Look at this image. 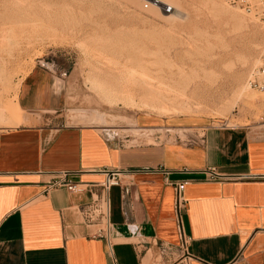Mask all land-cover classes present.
Masks as SVG:
<instances>
[{"label":"crops","instance_id":"obj_1","mask_svg":"<svg viewBox=\"0 0 264 264\" xmlns=\"http://www.w3.org/2000/svg\"><path fill=\"white\" fill-rule=\"evenodd\" d=\"M16 104L40 121L21 116L28 126L0 131V264H264L263 128L191 120L179 130L174 122L166 130L179 131L176 141L160 143L164 123L135 117L156 142L127 146V135L54 121L68 107L67 81L39 66L20 80ZM208 169L227 180L208 182ZM104 171L123 172L108 191L109 251L80 215L100 194ZM60 174L87 192L47 189ZM176 182L187 184L184 250L173 220Z\"/></svg>","mask_w":264,"mask_h":264},{"label":"rangeland","instance_id":"obj_2","mask_svg":"<svg viewBox=\"0 0 264 264\" xmlns=\"http://www.w3.org/2000/svg\"><path fill=\"white\" fill-rule=\"evenodd\" d=\"M8 1L0 0V131L40 121L15 107L20 80L35 66L67 81L68 107L54 121L127 135V146L156 142L135 117L164 123L160 143L176 141L179 131L166 130L174 122L179 130L191 120L264 129V93L246 87L264 24L230 0H16L18 8ZM228 13L243 18L238 29ZM21 116L30 123L20 125Z\"/></svg>","mask_w":264,"mask_h":264},{"label":"built area","instance_id":"obj_3","mask_svg":"<svg viewBox=\"0 0 264 264\" xmlns=\"http://www.w3.org/2000/svg\"><path fill=\"white\" fill-rule=\"evenodd\" d=\"M145 4V0H139ZM229 3L238 7L245 13L252 15L264 24V0H230ZM248 88L255 91H264V47L260 50L257 57V68H255L247 82ZM260 122L264 125V112L260 117ZM161 174L166 176L168 173L164 170H159ZM208 182H222L226 181L225 177L217 175L214 169H208L205 172ZM104 177V181L98 188L99 195L90 194V202L87 206L80 210V215L85 225H94L96 231L93 238L102 239L105 242L107 250L109 251L112 244L110 238V224H109V205H108V191L115 187L121 186V176L123 172L120 171H104L100 173ZM236 181L243 180V178H236ZM184 182L171 183L170 186L173 191V220L177 232L179 246L182 250L186 248L188 238L183 231L182 216L185 208V201L183 192L186 187ZM64 189L70 194H82L87 192L88 187L79 185L74 181L69 174H60L51 184L47 185V189ZM95 188V187H89ZM126 220V218L124 217Z\"/></svg>","mask_w":264,"mask_h":264},{"label":"bare ground","instance_id":"obj_4","mask_svg":"<svg viewBox=\"0 0 264 264\" xmlns=\"http://www.w3.org/2000/svg\"><path fill=\"white\" fill-rule=\"evenodd\" d=\"M7 1H8V0H7ZM7 1H6V0H2V2H1L2 4H1V5H8L9 3L11 4L10 1H8V2H7ZM11 1L13 2L12 6L14 5V6H16V8H18V7H17L18 5H21V4H19V2L16 1V0H15V2H14L13 0H11ZM19 1H20V0H19ZM25 1H26V0H25ZM25 1H22V2H25ZM27 1H28V0H27ZM32 1H34V0H32ZM130 1H131V0H130ZM132 1L134 2V0H132ZM132 1H131V2H132ZM150 1H152L153 4H161V0H160V1H159V0H150ZM135 2H137V0H136ZM20 3H21V2H20ZM28 3H29V2H28ZM30 3H31V2H30ZM33 3H34V2H33ZM22 4H23V3H22ZM24 4H25V3H24ZM31 4H32V3H31ZM131 4H132V3H131ZM29 5H30V4H28L27 6H29ZM40 5H41V4H40ZM22 6H23V5H22ZM136 6H137V3H136ZM30 7H31V6H30ZM20 8H21V7H20ZM20 8H19V9H20ZM44 9H45V8H44ZM166 9L169 10V9H171V8H166ZM220 9H221V8H220ZM160 10L163 12V9H160ZM224 11H225V10H224ZM214 12H215V11H214ZM216 12H217V11H216ZM220 12H221V10H220ZM220 12H219V13H220ZM224 13H225V12H224ZM216 14H217V13H216ZM235 14H236V13H231L230 16H229V13H228V16H229V19H228V20H231L230 22H232V24L234 23L235 26H236V24H238L239 22L241 23V21H242L243 18H241V16H240V20H241V21H240V20H238L239 18H237V17H238V16H237L238 14H236V15H235ZM222 15H223V14H222ZM226 15H227V14H226ZM251 16H252V15H251ZM167 17H168V16H167ZM252 17H253V16H252ZM254 18H255V17H254ZM167 19H168V18H167ZM255 19H256V18H255ZM257 20H258V19H257ZM233 21H234V22H233ZM258 21H259V20H258ZM242 22H243V21H242ZM234 24L232 25L233 29L235 28ZM238 25H239V24H238ZM241 25H242V24H241ZM223 26H224V25H223ZM232 27H231V28H232ZM239 28H240V27H239ZM233 29H232V30H233ZM236 29H238L237 26H236ZM241 29H242V28H241ZM254 46H255V45H254ZM254 46H253V47H254ZM254 49H255V48H254ZM257 57H258V56H257ZM241 58H242V57H241ZM249 60H250V59H249ZM254 60H255V59H254ZM237 61H238V60H236V62H237ZM241 61H242V60H241ZM243 61H244V60H243ZM245 62H246V61H245ZM253 63H254V62H253ZM242 64H244V63H242ZM253 66H254V65H253ZM239 67H240V65H239ZM255 68H257V59H256V65H255ZM255 68H254V69H255ZM243 69H244V68H243ZM246 69H247V68H246ZM254 69H253V70H254ZM253 70H252V71H253ZM239 71H240V70H239ZM251 73H252V72H251ZM251 73L249 74V76H248V78H247V81H246V87H247V88H248L247 82H248V79H249ZM144 85H145V84H144ZM243 85H244V84H243ZM240 87H242V86H239L237 89H239ZM243 87H244V86H243ZM146 88H147V87H146ZM124 89H125V88H124ZM234 89H235V88H234ZM237 89H236L235 91H240V90H237ZM245 89H246V88H244V91H245ZM141 90H144V89L141 88ZM125 91H126V89H125ZM145 91H146V90H145ZM153 91H154V89H153ZM244 91L242 90V92H244ZM240 92H241V91H240ZM242 92H241V93H242ZM236 93H238V92H235L234 94H236ZM241 93H240V94H241ZM260 93H264V91H260ZM143 94H145V93H143ZM151 94H152V93H151ZM230 94H231V93H230ZM236 95H238V94H236ZM126 96H127V94H126ZM147 96H148V95H147ZM149 96H150V95H149ZM158 96H159V98H161V99H162V97H163V96L160 97V95H158ZM144 97H145V96H144ZM234 97H235V96H234ZM236 97H237V96H236ZM153 98H154V97H153ZM156 98H157V97H156ZM174 98H175V97H174ZM177 99H178V98H177ZM236 99H237V98H236ZM144 100H146V98H145ZM155 100H156V99H155ZM162 100H164V97H163ZM168 100L172 101L171 99H168ZM168 100H167V101H168ZM231 100H232V98H231ZM146 101H147V100H146ZM156 101H157V100H156ZM158 101H159V99H158ZM158 101H157V102H158ZM170 101H169V102H170ZM235 101H236V100H235ZM142 102H143V101H142ZM233 102H234V100H233ZM165 103H166V102H165ZM172 103H173V102H172ZM182 103H183V102H182ZM152 104H153V103H152ZM173 104H174V103H173ZM229 104H230V106L232 107L233 104H232V103H229ZM231 104H232V105H231ZM170 106H171V105H170ZM172 106H173V105H172ZM175 106H176V105H175ZM175 106H174V107H175ZM186 106H187V105H186ZM15 107H16V110L18 111V108H17L18 106H17V104L15 105ZM158 107H160V105H159ZM161 107H162V106H161ZM164 107H165V105H164ZM168 107H169V106H168ZM195 107H196V106H195ZM165 108H166V107H165ZM165 108H164V109H165ZM169 108H170V107H169ZM177 108H178V107H177ZM196 108H197V107H196ZM196 108H195V109H196ZM223 108H224V106H223ZM171 109H172V108H171ZM188 109H189V108H188ZM221 109H222V108H221ZM180 110H181V108H180ZM228 110H229V109H228ZM228 110H227V108H226V111H228ZM161 111L163 112V107L161 108ZM165 111H167V110L165 109ZM172 111H173V110H172ZM178 111H179V110H178ZM182 111H183V110H182ZM185 111H187V110H185ZM174 112H175V111H174ZM183 112H184V111H183ZM222 112H224V111H222ZM1 113H2V112H1ZM166 113H167V112H166ZM180 113H181V112H180ZM227 113H228V112H227ZM164 114H165V113H164ZM178 114H179V113H178ZM186 114H187V113H186ZM191 115H192V114H191ZM0 116H1V115H0ZM2 116H3V115H2ZM0 119H1V118H0ZM20 122H21V121H20ZM16 124H17V123H16ZM22 125H23V124H22Z\"/></svg>","mask_w":264,"mask_h":264}]
</instances>
